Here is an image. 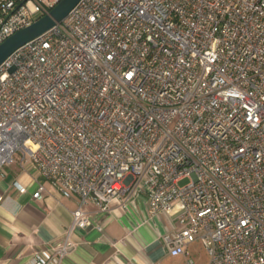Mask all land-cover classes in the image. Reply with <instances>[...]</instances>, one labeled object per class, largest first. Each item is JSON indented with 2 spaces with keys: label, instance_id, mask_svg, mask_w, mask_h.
<instances>
[{
  "label": "built area",
  "instance_id": "2783aa9c",
  "mask_svg": "<svg viewBox=\"0 0 264 264\" xmlns=\"http://www.w3.org/2000/svg\"><path fill=\"white\" fill-rule=\"evenodd\" d=\"M58 1L0 0V41ZM16 162L78 197L29 264H59L88 203L137 196L171 255L264 264V0H79L0 64V173Z\"/></svg>",
  "mask_w": 264,
  "mask_h": 264
},
{
  "label": "crops",
  "instance_id": "0c3cea01",
  "mask_svg": "<svg viewBox=\"0 0 264 264\" xmlns=\"http://www.w3.org/2000/svg\"><path fill=\"white\" fill-rule=\"evenodd\" d=\"M14 181L27 190L19 192ZM38 182L46 192L33 198ZM0 195V264H29L34 247L62 241L78 200L77 195H62L46 178L35 177L17 162L0 173ZM87 208L91 224L71 232L75 246L59 264H166L167 259L173 264L186 258L197 244L187 246L188 254L171 255L163 241L172 229L170 215L161 211L149 215L139 196L125 206L97 209L88 203Z\"/></svg>",
  "mask_w": 264,
  "mask_h": 264
},
{
  "label": "water",
  "instance_id": "95a60500",
  "mask_svg": "<svg viewBox=\"0 0 264 264\" xmlns=\"http://www.w3.org/2000/svg\"><path fill=\"white\" fill-rule=\"evenodd\" d=\"M79 0H59L48 12L20 27L0 41V64L19 46L60 22Z\"/></svg>",
  "mask_w": 264,
  "mask_h": 264
},
{
  "label": "rangeland",
  "instance_id": "374dc122",
  "mask_svg": "<svg viewBox=\"0 0 264 264\" xmlns=\"http://www.w3.org/2000/svg\"><path fill=\"white\" fill-rule=\"evenodd\" d=\"M20 157V152L15 154L16 160ZM188 181V179H184L180 182V184H184ZM166 264H172L171 259H167L165 261ZM173 264H209V255L206 248L200 241H197V244L191 247V251L189 255Z\"/></svg>",
  "mask_w": 264,
  "mask_h": 264
}]
</instances>
